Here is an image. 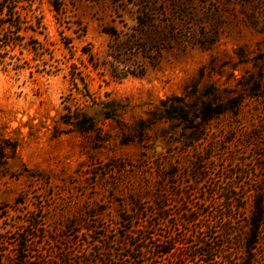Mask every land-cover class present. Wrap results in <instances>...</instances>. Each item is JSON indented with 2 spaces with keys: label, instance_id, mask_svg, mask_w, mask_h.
Wrapping results in <instances>:
<instances>
[{
  "label": "rangeland",
  "instance_id": "1",
  "mask_svg": "<svg viewBox=\"0 0 264 264\" xmlns=\"http://www.w3.org/2000/svg\"><path fill=\"white\" fill-rule=\"evenodd\" d=\"M8 1L0 264H241L264 198V0ZM184 91L238 105L192 132L159 113Z\"/></svg>",
  "mask_w": 264,
  "mask_h": 264
},
{
  "label": "trees",
  "instance_id": "2",
  "mask_svg": "<svg viewBox=\"0 0 264 264\" xmlns=\"http://www.w3.org/2000/svg\"><path fill=\"white\" fill-rule=\"evenodd\" d=\"M12 10L11 3L8 0H0V14H3L4 19L3 26L9 23L5 19L12 15ZM0 63L3 62L0 60ZM251 89L257 91V95L264 98V81L256 82L251 86ZM188 95V91H184L180 95H173L163 99L159 107V113L169 121L182 123L187 130L192 132L200 131L202 124L222 115L227 109L236 107L239 99L238 96H234L229 98L226 103L220 102L214 105L211 101H206L204 98L199 97L198 101L188 105L186 103ZM263 230L264 198H258L253 204L252 213L248 218L246 228L241 237L242 248L246 253L241 264H261L258 260V252H260L259 243L262 239ZM169 253V250L162 251L163 255H168Z\"/></svg>",
  "mask_w": 264,
  "mask_h": 264
}]
</instances>
